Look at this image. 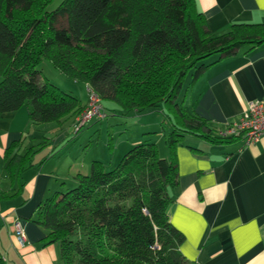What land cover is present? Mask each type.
<instances>
[{
    "label": "trees",
    "instance_id": "1",
    "mask_svg": "<svg viewBox=\"0 0 264 264\" xmlns=\"http://www.w3.org/2000/svg\"><path fill=\"white\" fill-rule=\"evenodd\" d=\"M52 1L0 0V114L26 107L30 129L53 124L55 136L79 113L81 100L42 74L46 59L94 90L104 110L161 108L173 126L165 136L168 157L154 142L136 144L115 166L95 160L88 174L74 176L73 187L39 203L42 244L57 243L62 264H192L167 214L178 181L175 146L186 133L215 142L235 137H211L177 94L185 74L193 69L196 78L207 58L264 43V22L212 34L195 0H61L47 9ZM54 136L42 134L23 152L22 139L12 142L4 152L8 169L29 168L35 147Z\"/></svg>",
    "mask_w": 264,
    "mask_h": 264
},
{
    "label": "crops",
    "instance_id": "2",
    "mask_svg": "<svg viewBox=\"0 0 264 264\" xmlns=\"http://www.w3.org/2000/svg\"><path fill=\"white\" fill-rule=\"evenodd\" d=\"M195 3L212 34L227 31L233 23L264 22V0ZM205 64L204 70L189 82L183 100L176 101L187 113L206 121L211 137H218L219 130L239 121L249 102L264 99V43L250 49L241 47L229 56L214 55ZM86 101L87 97L83 106ZM157 110L135 113L142 121L144 113ZM161 113V127L167 124L169 132L172 119L163 110ZM155 124L156 120L143 121L142 133H156L149 130ZM44 132L41 127L30 129L26 107L0 114L3 264H62L59 245L42 244L46 232L35 222L37 206L54 192L73 184L77 173L88 174L98 159L74 163L77 166L72 169L68 152L53 150L64 138L60 134L35 147L29 168L21 172L9 170L5 149L22 139L17 150L23 152L28 146H35L30 140ZM162 155L168 157L167 145ZM175 159L178 181L170 190L172 201L167 214L170 223L183 235L179 248L186 260L192 264H264V136L246 146L238 136L215 142L186 133L175 146ZM16 219L24 232L23 245L14 236Z\"/></svg>",
    "mask_w": 264,
    "mask_h": 264
},
{
    "label": "rangeland",
    "instance_id": "3",
    "mask_svg": "<svg viewBox=\"0 0 264 264\" xmlns=\"http://www.w3.org/2000/svg\"><path fill=\"white\" fill-rule=\"evenodd\" d=\"M61 0H53L47 7V9H53ZM59 26H65V19H58ZM208 59V58H207ZM42 74L48 78L53 84L60 87L61 89L76 95L81 102L85 101L87 97V87L81 82H75L72 79L66 77L63 73L57 71L51 63L43 59L39 65ZM192 70H189L183 77L180 90L177 94V100L181 101L184 98V91L192 80ZM188 97V96H187ZM187 99V98H186ZM105 104V102H102ZM109 109L111 107L105 105ZM164 109V108H163ZM81 111V110H80ZM79 111V112H80ZM160 108L154 112H147L143 114L142 121L138 120V116L134 111L128 113H121L117 110L105 109L107 116L101 120L93 119L87 122L78 132L73 131V120L68 119L62 126V128L56 131L55 136L58 137L60 134H64V138L61 142L54 147V151L64 150L68 152V160L72 166V169L77 166L74 163H78L83 160H97L105 168H111L115 166L122 156L136 144H142L145 142H155L159 156L163 157V149L166 148L164 138L168 134L166 129L167 124L163 125L164 131H162L163 115ZM78 114V113H77ZM156 120L155 125H150L149 130L157 131L156 133L144 134L141 123L144 121ZM154 126V127H153ZM156 127V128H155ZM40 129V127H38ZM46 132L43 134L46 136H54V125L48 124L43 125ZM165 132V134L163 133ZM165 135V136H164ZM30 137V135H28ZM29 139V138H28ZM147 139V140H145ZM30 140V139H29ZM31 143L37 144L41 142L40 136L32 138ZM42 151H45L43 149ZM168 151V148H167ZM68 166V165H67ZM68 188L73 187L72 183L66 185ZM65 188V187H64Z\"/></svg>",
    "mask_w": 264,
    "mask_h": 264
},
{
    "label": "built area",
    "instance_id": "4",
    "mask_svg": "<svg viewBox=\"0 0 264 264\" xmlns=\"http://www.w3.org/2000/svg\"><path fill=\"white\" fill-rule=\"evenodd\" d=\"M99 95L87 87V101L73 120V131L76 133L91 119L101 120L106 117ZM218 137H241L244 145L257 142L264 136V99L251 101L239 121L228 125L217 132ZM14 236L20 245L24 244L25 236L20 221L13 222Z\"/></svg>",
    "mask_w": 264,
    "mask_h": 264
}]
</instances>
